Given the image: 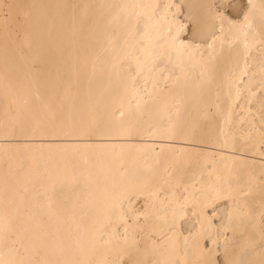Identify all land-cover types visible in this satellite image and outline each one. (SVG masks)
Wrapping results in <instances>:
<instances>
[{"label": "bare ground", "instance_id": "6f19581e", "mask_svg": "<svg viewBox=\"0 0 264 264\" xmlns=\"http://www.w3.org/2000/svg\"><path fill=\"white\" fill-rule=\"evenodd\" d=\"M187 1L191 17L200 15L199 5L212 2ZM6 2L25 6L27 19L10 22L7 32L0 20V259L112 260L118 258L117 243L125 247L121 219H126L129 242L135 234L142 250L133 258H144L146 250L149 264H197L227 234L240 259L259 261L264 251L259 18L245 61L242 44L229 50L215 41L213 52L207 33L194 53L181 50L190 41L181 39L189 16L180 20L173 0ZM210 53L217 71L202 76ZM69 120L106 134H29ZM170 127L175 135L164 138ZM69 144L76 147L65 149ZM228 186L233 230L222 232L229 203L216 199L213 189ZM125 190V215L110 212L109 223L105 209ZM221 201L228 206L214 224L219 212L212 206ZM184 220L189 224L182 230ZM249 234L255 252L245 255L240 249Z\"/></svg>", "mask_w": 264, "mask_h": 264}, {"label": "snow or ice", "instance_id": "6c2138e0", "mask_svg": "<svg viewBox=\"0 0 264 264\" xmlns=\"http://www.w3.org/2000/svg\"><path fill=\"white\" fill-rule=\"evenodd\" d=\"M24 7L18 3L6 2V0H0V20L4 22L5 31L7 32L8 24L10 22H19L21 18L24 21L27 19V14L24 12ZM147 7V6H146ZM201 9L200 15L191 18L192 22V37L190 41L181 45L180 49L187 48L194 53V48H200L201 45L197 41L205 34L212 37V41L208 43V48L215 51L213 44L215 41H219L221 48L227 43L229 50H232L236 44H242L244 49L245 61L247 60L248 51L251 47L249 37L253 39L256 35L255 21L257 17L260 21L259 35L262 55H264V0L257 4L254 0H212L209 3H203L198 6ZM167 39V36L164 37ZM174 45V38H173ZM212 56L211 61L205 65L204 71L201 75H211L217 71L215 64V55L210 53ZM239 53H236L235 57L229 58V63L233 58H238ZM33 136H52V137H64V138H77L85 137L90 135H104V131H97L84 125L73 124L71 120L68 122L59 121L52 122L47 125L37 126L29 133ZM125 134V133H121ZM155 134V133H153ZM175 135V130L171 127L166 129L164 132V138H172ZM65 149L75 148L76 145L69 144L64 145ZM216 199H224L229 203V210L226 221L222 223L221 231L228 232L233 230V211H232V188L230 186L224 188L213 189ZM135 194V193H132ZM129 195V190L121 192L118 196L113 198L111 204L105 209L106 219L111 223L110 212L117 213L118 217H124L123 204L125 196ZM195 214V212H194ZM215 215V212L213 213ZM7 223V221H5ZM121 223L125 225L123 242L125 247H120L117 243L118 258L112 260H103L96 262V264H149L147 259V251L143 250L144 258H133L134 253H140L142 250L139 246V241L136 239L135 234L131 237L129 242L127 220L121 219ZM255 225H253V228ZM261 237L264 239V220H261ZM113 232L116 236V240L119 241V228L114 227ZM151 238V233H149ZM209 240L213 241L212 234L209 235ZM155 242L153 241V244ZM217 244L216 248L209 245V255L206 259L197 261V264H264V251L261 252V258L259 261L255 259H240L239 252H235L231 239L224 237L223 239H217L213 241ZM240 251L244 252L245 255H250L255 252V243L252 240L251 234L245 239L243 246ZM211 254H215L222 259H213ZM127 257V259H125ZM0 264H34L33 261L27 260H5L0 259ZM41 264H93L92 261H68V262H56V261H42ZM156 264V262H153Z\"/></svg>", "mask_w": 264, "mask_h": 264}, {"label": "rangeland", "instance_id": "374dc122", "mask_svg": "<svg viewBox=\"0 0 264 264\" xmlns=\"http://www.w3.org/2000/svg\"><path fill=\"white\" fill-rule=\"evenodd\" d=\"M174 1V3H176V4H179L180 5V13H179V19L180 20H185L186 19V17L187 16H189V13H192V9H193V7L192 6H190L191 7V9H190V7H188L189 5V3H188V1L187 0H173ZM187 1V2H186ZM217 2H219V0H217ZM245 2H246V0H245ZM188 5V6H187ZM189 8V9H188ZM187 10H188V12H187ZM194 10V9H193ZM190 11V12H189ZM190 15H192V14H190ZM193 17V16H192ZM191 16H189V19L185 22V24H184V31L182 32V34H181V39L183 40V41H187V40H189V39H191V37H192V22H191V18H192ZM139 26H140V23L139 22H137V24H136V28L138 29L139 28ZM259 95H260V91H259ZM254 120H256V118H254ZM264 126H262V132L264 133V128H263ZM260 152H263V154H264V145L262 146V145H260ZM257 158H261V157H257ZM262 160H263V158H262ZM228 205H227V203H226V201H221V202H218L217 204L215 203L212 207V209H215L216 211H218L219 212V217L218 218H212V221H213V223L214 224H218V223H220V218H221V215H220V213H221V211L222 210H224V208L225 207H227ZM207 211H208V213L209 214H212V212H211V210H210V208L209 209H207ZM262 214L263 215H260V220H264V210H263V212H262ZM188 224H189V221L188 220H184V221H182L181 223H180V228L182 229V230H185L186 228H187V226H188ZM226 237H229L228 236V234L226 235ZM204 244H205V247H207V240H205V242H204ZM216 248H217V246H216ZM218 249V248H217ZM217 258H219V259H222V257H219V256H215V259H217Z\"/></svg>", "mask_w": 264, "mask_h": 264}]
</instances>
